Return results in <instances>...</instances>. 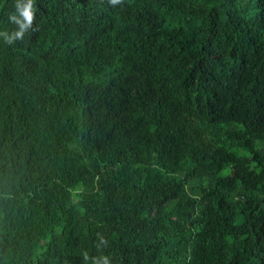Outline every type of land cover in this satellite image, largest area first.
<instances>
[{
  "label": "trees",
  "instance_id": "trees-1",
  "mask_svg": "<svg viewBox=\"0 0 264 264\" xmlns=\"http://www.w3.org/2000/svg\"><path fill=\"white\" fill-rule=\"evenodd\" d=\"M18 2L0 264H264V0Z\"/></svg>",
  "mask_w": 264,
  "mask_h": 264
},
{
  "label": "clouds",
  "instance_id": "clouds-1",
  "mask_svg": "<svg viewBox=\"0 0 264 264\" xmlns=\"http://www.w3.org/2000/svg\"><path fill=\"white\" fill-rule=\"evenodd\" d=\"M109 3L112 6H115L116 4L122 3V0H109ZM16 9L18 15L14 13L9 17V19L15 24H17L19 27L18 30L12 34V36H9L7 38V42L9 44L13 43L14 40L22 39L24 32L32 25V22L35 19L33 0H27V2L24 4L18 2L16 4ZM85 259H88L86 253Z\"/></svg>",
  "mask_w": 264,
  "mask_h": 264
}]
</instances>
